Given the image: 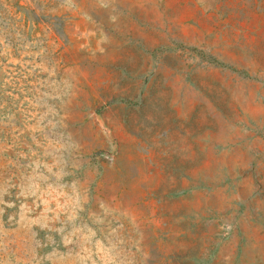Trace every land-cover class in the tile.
Returning a JSON list of instances; mask_svg holds the SVG:
<instances>
[{
  "label": "rangeland",
  "instance_id": "374dc122",
  "mask_svg": "<svg viewBox=\"0 0 264 264\" xmlns=\"http://www.w3.org/2000/svg\"><path fill=\"white\" fill-rule=\"evenodd\" d=\"M0 264H264V0H0Z\"/></svg>",
  "mask_w": 264,
  "mask_h": 264
},
{
  "label": "crops",
  "instance_id": "0c3cea01",
  "mask_svg": "<svg viewBox=\"0 0 264 264\" xmlns=\"http://www.w3.org/2000/svg\"><path fill=\"white\" fill-rule=\"evenodd\" d=\"M171 116H158L154 117V123L152 127V131L155 133L154 138H156V135L158 136V142L160 141H166L168 144H166L167 147L172 146L171 141H178L176 130L174 125L171 123ZM185 138V137H184Z\"/></svg>",
  "mask_w": 264,
  "mask_h": 264
}]
</instances>
